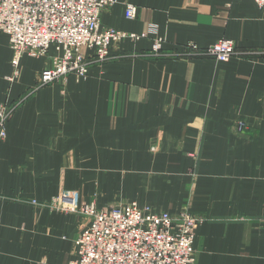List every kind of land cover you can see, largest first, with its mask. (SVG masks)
Wrapping results in <instances>:
<instances>
[{
	"label": "crops",
	"instance_id": "crops-1",
	"mask_svg": "<svg viewBox=\"0 0 264 264\" xmlns=\"http://www.w3.org/2000/svg\"><path fill=\"white\" fill-rule=\"evenodd\" d=\"M126 4L137 8L135 19L126 18ZM101 26L156 33L111 44V62L86 79L39 88L8 121L0 264L76 259L90 219L49 207L66 191L79 208L136 201L195 216V264H264V20L255 0H118ZM157 37L164 52L153 57ZM221 40L240 54L218 62L183 50ZM12 58L0 32V106L33 89L51 63L25 55L10 84Z\"/></svg>",
	"mask_w": 264,
	"mask_h": 264
},
{
	"label": "built area",
	"instance_id": "built-area-1",
	"mask_svg": "<svg viewBox=\"0 0 264 264\" xmlns=\"http://www.w3.org/2000/svg\"><path fill=\"white\" fill-rule=\"evenodd\" d=\"M255 2L264 20V0ZM117 3L118 0H0V32L9 36L13 50V73L7 78L10 84L17 79L25 55L38 58L55 53L33 89L14 104L5 102L0 106V139H6V125L16 110L39 88L65 82L71 75L86 79L91 62L111 59V44L127 39L139 41L156 33L154 27L141 35L102 28L103 11ZM125 16L135 19L137 8L126 4ZM164 43L157 37L149 55L162 56ZM83 49L92 53L85 56ZM183 50L187 55L198 52L218 62H228L240 54L230 40H221L204 51L192 44ZM236 128L243 132L248 126L240 120ZM75 199L74 192L66 191L49 206L90 219L75 242L76 259L66 264H195V216L181 213L173 217L136 201L107 209L91 204L79 208Z\"/></svg>",
	"mask_w": 264,
	"mask_h": 264
},
{
	"label": "rangeland",
	"instance_id": "rangeland-1",
	"mask_svg": "<svg viewBox=\"0 0 264 264\" xmlns=\"http://www.w3.org/2000/svg\"><path fill=\"white\" fill-rule=\"evenodd\" d=\"M128 34H129V33H128ZM136 35H137V34H136ZM128 40H131V39H128ZM87 50H88V49H87ZM50 53H51V52H50ZM50 53H49V55H48L47 57H44V58H48V57H49V59L51 60L52 57H50ZM82 54L85 55V56L90 55V54H87V55H86V54H84L83 52H82ZM243 56H245V54H244ZM245 57H246V56H245ZM114 58H115V57L112 56L110 60H107L106 62H102V63H93V62H91V67L93 68V67H95V66H102V65H104V64H106V63H108V62H111ZM51 61H52V60H51ZM50 65H51V63H50ZM50 65H49V66H50ZM44 70H45V69H44ZM31 97H32V96H31ZM31 97H30V98H31ZM30 98H28V100H29ZM20 99H21V98H20ZM20 99H19V100H20ZM19 100H17V101H19ZM17 101H16V102H17Z\"/></svg>",
	"mask_w": 264,
	"mask_h": 264
}]
</instances>
